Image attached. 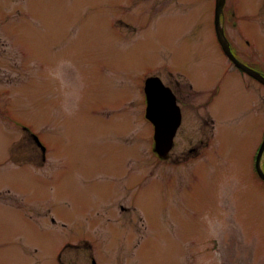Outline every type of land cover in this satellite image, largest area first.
<instances>
[{"label": "rangeland", "instance_id": "374dc122", "mask_svg": "<svg viewBox=\"0 0 264 264\" xmlns=\"http://www.w3.org/2000/svg\"><path fill=\"white\" fill-rule=\"evenodd\" d=\"M261 3L226 0L224 13ZM177 5L0 0V264H109L118 251L128 264L131 251L147 256L134 264H264V118L254 143L206 170L177 160L180 139L155 151L145 80L172 63L197 86L217 76L215 0Z\"/></svg>", "mask_w": 264, "mask_h": 264}, {"label": "flooded vegetation", "instance_id": "af4514ba", "mask_svg": "<svg viewBox=\"0 0 264 264\" xmlns=\"http://www.w3.org/2000/svg\"><path fill=\"white\" fill-rule=\"evenodd\" d=\"M170 3L178 7L177 0H170ZM225 5L226 0L220 17V27L235 60L225 52L219 40L214 8L213 39L219 57L209 60L217 71V76L210 86L195 85L190 76L174 63L158 66L156 75L151 76L159 78L172 92L181 113V124L175 134L173 148L179 146L178 139L185 142L188 147L182 145L186 149L177 156V160L192 161L194 163L192 166H195L196 170L200 169L199 161L204 162L206 170L207 165L211 166L213 162L223 158L222 152L227 150L228 144L238 148V144L246 140L254 143L260 130V119L264 118V0L260 9L254 13L232 9L226 16ZM243 19H246V23L252 22V25L246 28L245 24H242ZM252 29H256L255 35L251 34ZM229 94L234 95L231 98ZM223 106L227 107L228 115L223 112ZM187 109L189 115L186 114ZM190 121L192 125L185 132V123L189 124ZM263 140L264 133L254 157L256 174V157ZM171 151L160 158L168 157ZM221 167H224V164H221ZM221 167L219 166L220 169ZM216 176L217 174L213 180L210 174V180L207 181V173L206 181L215 184ZM257 177L260 178L258 174ZM85 247L90 246L86 244ZM65 252V250L61 252L60 258ZM136 253L137 251H131L129 255L132 264L135 258L140 260L147 258L145 252H139L141 254H137L138 256ZM126 256V252L118 251L116 262L109 260V264H128ZM90 259L91 264H96L93 257Z\"/></svg>", "mask_w": 264, "mask_h": 264}, {"label": "water", "instance_id": "95a60500", "mask_svg": "<svg viewBox=\"0 0 264 264\" xmlns=\"http://www.w3.org/2000/svg\"><path fill=\"white\" fill-rule=\"evenodd\" d=\"M225 0H216L215 24L219 40L224 46L225 52L233 59L228 42L224 39L220 27V17ZM243 67V66H241ZM145 91L147 96V118L155 126L156 152L163 156L169 153L173 147L175 134L181 124V113L176 104L172 92L166 88L158 78H150L146 81ZM264 152V142L257 157L256 167L260 177L264 180L261 169V157Z\"/></svg>", "mask_w": 264, "mask_h": 264}]
</instances>
